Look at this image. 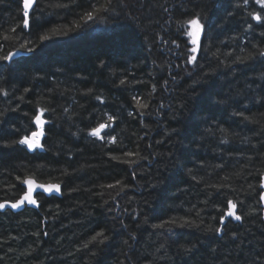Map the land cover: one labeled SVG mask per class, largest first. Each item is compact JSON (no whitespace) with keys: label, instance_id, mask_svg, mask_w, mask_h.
I'll return each mask as SVG.
<instances>
[{"label":"trees","instance_id":"16d2710c","mask_svg":"<svg viewBox=\"0 0 264 264\" xmlns=\"http://www.w3.org/2000/svg\"><path fill=\"white\" fill-rule=\"evenodd\" d=\"M67 2L43 0L44 16L54 22L38 29L32 40L39 45L37 51L42 47L45 54L15 65L10 77L9 87H15L17 94L23 88L31 89L21 111L9 113L21 134L25 128L37 130L35 125H29V119L37 107L47 108L51 98L56 112L54 124L45 126L52 128L45 137L47 150L30 153L20 148L0 152V202L15 201L22 195L24 186L15 179L17 175L41 183L59 182L64 195L42 199L38 210L0 212V264H245L253 257L264 256V214H246L243 223L227 218L222 240L195 227L177 230L181 235L173 239L187 247L196 245L190 253L180 250L162 230L150 227L161 218L185 216L193 205L201 210L203 224L215 227L222 215L218 209L226 212L228 199L238 204V213L245 214L252 208L259 211L255 203L260 191L257 170H264V161L256 153L264 150V122L249 123L232 113L245 111L254 120L264 119V107L253 103V98H259L253 91L260 83L255 78L264 71V65L258 60L238 64L232 60L235 56L245 57L252 50L251 43L245 46L246 38L259 45L260 28L245 36L241 10L235 9V16L228 14L237 0H167L170 13H165L157 0H116L111 16L100 14L99 19L88 23L77 13L90 10L89 4L96 0H82L83 8L56 7ZM18 7L17 0L0 4V25L5 30L19 21ZM185 11L203 12L205 20L216 25L209 33L210 45L201 40L202 55L196 68H185L183 57L174 54V45H165L161 39H176L183 48L186 38L178 37L176 24L186 18L181 17ZM169 19L171 24L166 23ZM43 35L50 39L40 41ZM237 36L239 39H231ZM18 47L19 42L12 41L5 51ZM217 50L223 63L213 56ZM228 52L233 56L226 58L223 54ZM101 60L105 62L103 67ZM121 79L127 84L120 85ZM153 84L156 92L150 114L140 116L134 111L131 97H147ZM88 89L92 92L86 95ZM97 95L102 96L103 104L95 99ZM17 103L13 101L12 106ZM243 104L248 105V110L242 108ZM6 107L0 102V111ZM65 107L71 120L63 114ZM129 112L134 114L130 116ZM48 115L45 112L43 119ZM107 115L117 118L113 127L119 147L105 146L87 135L97 122L106 121ZM209 127L223 128L225 133L217 131L212 136L206 131ZM225 135L229 144L221 145L219 139ZM125 150L139 151L148 159L134 166L110 160V154L139 159L124 157ZM249 156L253 157L251 162ZM221 163L222 168L214 167ZM64 170L68 174L62 175ZM237 172L238 177L234 175ZM192 175L203 179L198 183L191 179ZM225 175L231 178L225 181ZM116 180L129 186L116 197L121 210L127 207L131 212L135 208L141 214L137 228L135 221L121 211L129 225L127 232L114 224L112 217L117 213L108 212L109 204L105 203L112 202L118 189L100 187ZM207 183H224L236 191L225 188L218 193ZM8 184L16 186L5 187ZM206 198L207 206L202 204ZM239 201L244 204L241 206ZM145 216L148 224L144 223ZM189 218L201 223L194 215ZM113 227L111 239L99 246L95 255L87 249L77 251L94 230L109 232ZM45 228L47 237L43 235ZM36 232H40L38 242ZM232 232L237 233L238 242L231 239ZM128 233L136 239L125 244Z\"/></svg>","mask_w":264,"mask_h":264},{"label":"snow or ice","instance_id":"6c2138e0","mask_svg":"<svg viewBox=\"0 0 264 264\" xmlns=\"http://www.w3.org/2000/svg\"><path fill=\"white\" fill-rule=\"evenodd\" d=\"M19 7H18V15L19 21L15 24V26L10 27V29L5 30L3 25H0V102L8 105V107L4 108L0 111V152H3L6 149H20L23 148L29 152L36 153L38 151H46V140L45 137L48 133L52 131V128L49 127L45 129L46 124H54L55 118L53 114L56 112L55 106H53L51 98L49 100V106L47 108L37 107L33 113V115L29 119V125L37 126L38 130H30L29 128H25L24 132L21 134V130L17 128L12 122L9 113L20 112L21 111V104L25 102V95L31 91L29 88H23V90L17 94V90L15 87H9L11 84V74L12 69L15 65L25 62V60H36L41 58L45 54V49L40 47V50L37 51L39 45H37L33 40V34L37 32L38 29H43L46 24L53 23L54 21L51 19H46L44 16V4L43 0H17ZM232 2V0H229ZM4 0H0V4H3ZM158 6L162 8L165 13H170L171 9H169L166 4L167 0H163L161 3L160 0H157ZM258 6V7H257ZM56 7L60 8H72V7H79L83 8L82 0H68L67 3L63 5H56ZM89 9L87 11L78 12L77 14L80 18L85 22H93L100 18V14L105 16H111L114 12L116 7V0H105L104 3H101L100 0H96L95 3L89 4ZM235 9L241 10V15L244 19V23L246 27L244 28L245 36L249 33H255L256 28H260L259 37L260 42L259 45H264V0H237L234 3V10L229 11V16H235L236 11ZM246 13V16L244 15ZM50 15V14H49ZM59 15V14H58ZM181 17H186L185 19H179L176 24V33L179 36L185 37L184 46L181 48V44L177 42L176 39L168 40L161 37L163 43L165 45H174L175 47V55L178 57H183L184 59V67L187 68L189 65L192 68H196L199 66L198 58L202 55V47H201V40L203 39L205 43L210 45L211 37L209 33L213 27L211 21H206L203 15V12L196 13V12H183L181 13ZM255 22V25L252 22ZM166 23L171 24L172 20L169 19ZM79 28V25H77ZM53 33L57 32V29H52ZM40 41H48L50 39L49 35H43L39 37ZM231 39H239V37H232ZM12 41L19 42V47L15 48V50H7L6 48L12 43ZM227 43V42H225ZM245 46L248 44H252V50L248 51V55L245 57L235 56L232 60L233 64L244 63L246 60H252L256 62L257 60L261 65H264V46H259L256 43L248 40L247 38L244 41ZM169 52H173L172 47H168L167 49ZM241 51H244L245 48H241ZM206 55V54H205ZM220 53L217 50L216 53H213V56L220 61ZM225 57H232L233 53L228 52ZM15 58V59H14ZM223 63V61H220ZM104 61H100V66H104ZM177 68L180 67L179 64L176 65ZM225 67H229L228 64H225ZM8 73L6 75L5 73ZM190 74V73H189ZM173 80L177 79V76H172ZM259 80L260 83L256 84V89L253 91H257L258 99L253 98L254 104H260L264 107V71L255 78ZM120 85H126L127 81L121 79L119 81ZM135 83H142L141 81H136ZM168 81H164L165 90H167ZM251 88V85H249ZM92 89H88V92L85 93L90 94ZM156 92L155 84L152 85L151 92L147 94V97L141 96L138 94H133L131 97V101L134 103V111L138 113L140 116H145L149 113L150 104L154 99L153 94ZM101 104L104 103V100L101 95H97L95 97ZM13 101H19V103L12 106ZM31 102L30 100L28 101ZM222 101H217V103H221ZM226 103V101H223ZM160 107L162 108L163 105L161 104ZM242 108L244 110H248V105L243 104ZM158 111V110H157ZM45 112L49 113L47 119H43ZM69 109L65 107L63 109V114L67 116L69 120L72 119L71 116L68 115ZM134 112H129V115H133ZM24 116H29L28 112H23ZM233 116H240L243 117L244 121L249 123H256L261 124L264 122L262 120H254L253 118L245 115V111H236L232 113ZM264 115V114H262ZM116 116L114 115H107V119L104 122H97L95 126L90 128V131L87 133L88 136L95 138L96 140L101 141L105 146L107 145H117V136L115 133V128L113 127L116 125ZM78 131H83L82 129H78ZM207 133L212 136H215L216 132L219 131L221 133H225V129L223 128H216L213 129L211 127L206 129ZM103 133V134H102ZM72 135H76V133H72ZM247 139V138H246ZM44 141V142H42ZM219 143L221 145H228L229 140L225 136H221L219 139ZM150 148L151 145H148ZM252 148H256V145H251ZM223 154V150H220ZM69 155L71 153L69 152ZM122 155L124 157H139L137 160H129V159H121L119 156L110 154V160L118 161L119 163L127 164L130 166L140 164V161L147 160V156H142L139 151H132V150H125L123 151ZM256 155L264 161V150H260L256 153ZM248 161L251 162L253 157H247ZM203 168L204 165H201ZM215 168H222L223 163L217 164L214 166ZM191 169H189V173L191 174ZM259 174V195L258 198L255 200L256 205H259V211L255 208L248 209L245 214H241L237 212L238 204L234 202L232 199H228L226 202L227 211L224 212L223 209H218L222 213L220 218L217 221V226L213 227L212 225L203 224V219L201 216V210L197 208L196 205H193L191 209L186 211L185 216L179 218L167 217L161 218L159 223H151L150 227L157 230H162L163 234L167 236L169 240H172L177 247L184 251L185 253H190L193 249L196 248V245L193 244L191 247H187L183 244H180L179 239H173V237H180L181 232L177 230H184L188 228H199L201 231H207L208 233H212L213 235L219 236L222 240L225 235V228L226 224L225 221L227 218H231L237 222H244L245 215H256L259 216L264 214V170H257ZM68 174L66 170L62 173ZM252 173H249L251 175ZM237 177L240 175L239 172L234 173ZM133 176H135V171H133ZM231 177L229 175L224 176V180L227 181ZM17 181L20 182L21 185L26 186L22 189V195L19 196L14 202L10 200H5L0 202V211H5L7 209L17 210L24 208L25 206H32L33 208L39 209L41 208V200L48 201L50 198L54 196H63L64 190L62 189L61 183H39L35 178L27 177L21 178V176L17 175L15 177ZM191 179L194 181L200 182L203 178H198L196 175H192ZM15 184H8L5 185L7 188H14ZM155 187V185H153ZM206 186L208 188H213L216 192H221L222 189L228 188L231 192H235L236 189L232 188L231 185H225L224 183H207ZM101 188H108V189H118L116 191V196L113 197L112 202L109 203L105 201L106 204H109L107 207V211L110 213H117V215H113L112 219L114 224L118 223L120 228L127 232L129 225L124 221L121 217L120 213L122 211L123 214H126L130 217L131 220L135 221V226L138 228L140 226V212L137 211L135 208L129 212L128 208L125 207L121 210L120 201L116 199V197L120 196L127 188L128 185L122 183L121 180H116L113 183H108L106 185H100ZM249 188H253V185H249ZM77 189H72V191H76ZM223 194V193H222ZM102 195V194H101ZM211 193L208 194L210 196ZM202 204L205 206L208 205V199L206 198L202 201ZM239 204L242 206L244 201H239ZM56 208H59V205H56ZM195 216L196 218L201 220V223L198 224L196 219H191L189 217ZM212 219L216 220V217H212ZM144 223L148 224V218L145 216L143 218ZM45 226H47V217L44 218ZM115 228L106 232L102 228L100 230H94V234L90 235L82 245V248H78L77 251H82L84 249L89 250L91 255H95V250L99 248L101 245H105L110 239V232L114 231ZM37 237V242L39 241L40 232L34 233ZM43 235L47 237L49 235L48 231H43ZM15 239V237H14ZM136 236L133 233H128V240H125L124 243L128 244L129 240H135ZM231 239L233 242H238V236L236 232L231 233ZM90 245L92 246L90 248ZM264 247V245H262ZM71 254V253H70ZM245 264H264V256H257L253 257L250 260H247Z\"/></svg>","mask_w":264,"mask_h":264},{"label":"water","instance_id":"95a60500","mask_svg":"<svg viewBox=\"0 0 264 264\" xmlns=\"http://www.w3.org/2000/svg\"><path fill=\"white\" fill-rule=\"evenodd\" d=\"M15 59V58H14ZM43 118V117H42ZM46 126V125H45ZM37 127V126H36ZM38 130V129H37ZM43 142V141H42ZM29 152V151H28ZM30 153H32V152H30ZM38 182V181H37ZM39 183H41V182H39ZM24 186V185H23ZM26 186H24V188H25ZM54 197H60V196H54ZM14 202V201H13ZM26 208H30V209H34V210H38V209H36V208H33L32 206H25L24 208H22V209H20L19 211H17V210H12V209H7V210H5V211H0L1 213H4V212H6V211H11V212H13V213H21V212H23Z\"/></svg>","mask_w":264,"mask_h":264}]
</instances>
